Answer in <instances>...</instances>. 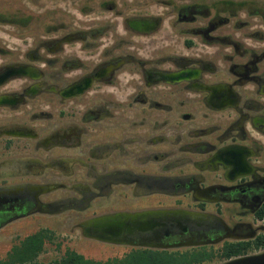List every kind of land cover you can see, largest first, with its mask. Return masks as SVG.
I'll return each mask as SVG.
<instances>
[{
	"label": "flooded vegetation",
	"instance_id": "obj_1",
	"mask_svg": "<svg viewBox=\"0 0 264 264\" xmlns=\"http://www.w3.org/2000/svg\"><path fill=\"white\" fill-rule=\"evenodd\" d=\"M96 7L0 45V232L264 252V28L226 0Z\"/></svg>",
	"mask_w": 264,
	"mask_h": 264
},
{
	"label": "rangeland",
	"instance_id": "obj_2",
	"mask_svg": "<svg viewBox=\"0 0 264 264\" xmlns=\"http://www.w3.org/2000/svg\"><path fill=\"white\" fill-rule=\"evenodd\" d=\"M131 1L128 0V2ZM142 1L155 3L160 6L164 3L179 2L181 0ZM204 1L211 3L225 0ZM226 1L243 2L242 0ZM85 2L90 8H97L96 2L98 0H0V20L2 18L11 20L0 23V45L8 46L12 49H26L33 44L36 36L41 34V30L45 28V25L61 22L64 18H80V9ZM245 2L246 5L244 7L236 5L233 8L240 10L243 18L250 21L254 20L253 23L257 25L256 28H264V0H245ZM158 10L161 9L158 8ZM38 230V228H13L0 232V259L5 257L6 253L19 239L34 234ZM58 236L57 240L47 245L45 252L38 260L40 264H54V261L60 259L68 249L94 260H107L122 257L125 254L124 249L117 247L71 240L61 242L60 238L65 237L61 234H58ZM260 253L262 252L257 254Z\"/></svg>",
	"mask_w": 264,
	"mask_h": 264
},
{
	"label": "trees",
	"instance_id": "obj_3",
	"mask_svg": "<svg viewBox=\"0 0 264 264\" xmlns=\"http://www.w3.org/2000/svg\"><path fill=\"white\" fill-rule=\"evenodd\" d=\"M237 3L227 1L231 6L246 5L245 0ZM249 4V3H247ZM3 17V16H2ZM17 20V19H16ZM11 21L9 18H2L0 23ZM20 21V20H19ZM260 219L264 218V212L259 215ZM54 237L50 230H41L34 234L19 239L4 258L0 259V264H40L39 258L45 252L48 244L53 243ZM60 247V246H58ZM250 246H242L238 249L236 244H227L224 248V254L220 260H230L236 255H240ZM255 248H264V236L261 241L255 245ZM207 255L201 252H172V251H155V250H132L125 253L122 257L110 258L107 260H94L86 258L84 255L73 251L66 250L62 257L54 264H202L206 262Z\"/></svg>",
	"mask_w": 264,
	"mask_h": 264
},
{
	"label": "water",
	"instance_id": "obj_4",
	"mask_svg": "<svg viewBox=\"0 0 264 264\" xmlns=\"http://www.w3.org/2000/svg\"><path fill=\"white\" fill-rule=\"evenodd\" d=\"M242 168H245V166L242 165ZM220 264H264V252L256 255L230 259Z\"/></svg>",
	"mask_w": 264,
	"mask_h": 264
}]
</instances>
